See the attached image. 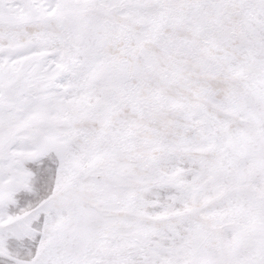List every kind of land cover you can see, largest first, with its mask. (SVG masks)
I'll use <instances>...</instances> for the list:
<instances>
[{
	"label": "snow or ice",
	"instance_id": "obj_1",
	"mask_svg": "<svg viewBox=\"0 0 264 264\" xmlns=\"http://www.w3.org/2000/svg\"><path fill=\"white\" fill-rule=\"evenodd\" d=\"M0 264H264V0H0Z\"/></svg>",
	"mask_w": 264,
	"mask_h": 264
}]
</instances>
